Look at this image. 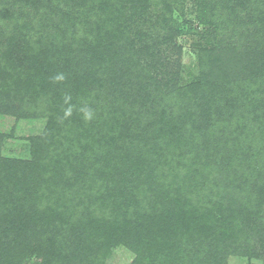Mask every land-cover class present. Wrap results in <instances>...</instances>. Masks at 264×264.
I'll list each match as a JSON object with an SVG mask.
<instances>
[{"label":"trees","instance_id":"16d2710c","mask_svg":"<svg viewBox=\"0 0 264 264\" xmlns=\"http://www.w3.org/2000/svg\"><path fill=\"white\" fill-rule=\"evenodd\" d=\"M226 2L239 24L253 13L260 33V7L251 0ZM177 5L69 0L70 20L82 29L81 37L67 39V30L54 34L58 43L45 59L34 55L18 71L21 79L38 82L37 94L46 93L42 112L50 118L48 129L67 120L61 123V145L38 147L33 141L38 160L45 162L39 169L0 160V264H21L29 254L37 264H76L79 258L88 264L96 248L105 258L116 241L128 238L135 249L144 237L141 255L156 251L170 264H206L230 244L231 251L249 257L264 252L261 206L253 200L264 187V136L263 149L255 153L259 169L243 164L254 133L246 115L251 98L220 67L186 86L159 82L141 64L149 48L135 46L141 38L130 37L137 10L154 17L149 22L155 47L175 46ZM14 65L0 54V72ZM57 153L64 154L59 161ZM236 185L250 188L246 204L234 197ZM115 219L123 225L117 230L108 224ZM92 240L97 242L91 250ZM149 255L140 264H153Z\"/></svg>","mask_w":264,"mask_h":264},{"label":"rangeland","instance_id":"374dc122","mask_svg":"<svg viewBox=\"0 0 264 264\" xmlns=\"http://www.w3.org/2000/svg\"><path fill=\"white\" fill-rule=\"evenodd\" d=\"M35 1L37 0H0V54L4 53V57L7 60H13L15 64L12 69L7 68L5 73L0 72L3 73L0 74V160L26 162L28 166L39 169L45 162L38 160L37 156L40 154L37 148L46 147L47 144H53L55 147L61 145L64 142L61 123H66L67 119L63 118V122L52 124V128L48 129L50 118L43 116L42 112L46 93L37 94L38 82L24 77L21 79L18 71L22 73L26 60L34 55L40 56V60L45 59V52H51L54 44L58 43L59 37H54V34L67 30V39H73L74 35L81 37L82 29L71 23L69 15L71 10L68 11L66 7L69 0H39L34 3ZM177 1L179 11L176 13L178 25H176V31L178 35L174 39L175 46L172 47L168 45L155 47L153 44L156 35L151 32L149 22L154 17L149 19L147 16H140L137 10L133 13L130 37L134 42L141 38L140 43L137 42L135 46L147 45L150 50L149 56L140 58L141 64L150 70L159 82L167 83L170 80L177 84V87L189 85L203 74L219 67L221 71L222 68L224 69L225 75L229 74L235 81H239L245 91L243 96L251 98V106L248 107L246 115L247 119H250V124L253 122L251 128L253 127L254 131L251 136V151L249 157L244 158L246 162L243 164H247L249 170L256 172V169H259L256 166L259 156L255 158V153L260 154V149H263L260 146L263 140L260 141V139L264 136V120H255L261 113L264 114V27L259 26L260 33H255L253 13L249 15L250 20L245 24L236 22V19H232V12L226 0L213 1V3L209 0ZM251 1L254 6L261 8V12H264V0ZM210 4L213 11L209 8ZM139 12H141L140 9ZM149 12L152 13V8ZM239 16L244 20L243 15L239 14ZM246 32L248 33L243 36ZM41 35L46 37L44 36L40 43ZM258 51L259 55L256 58L254 53ZM45 65L48 71V64ZM109 85L113 86L112 82ZM54 87L53 84L51 88ZM116 88L118 89L117 86ZM68 116H71V112ZM36 140L39 143L38 147L33 143ZM56 155H59L57 156L59 161L64 154ZM240 162H242L240 156L239 159L235 158L234 164L239 165ZM260 173L264 181V171ZM244 175L246 179L250 178ZM224 177L228 178L229 174H224ZM236 186L234 197L243 199L246 204L250 197L248 192L250 188ZM89 192L93 194L94 191L88 190ZM253 200L255 205L261 206L259 218L263 220L264 225V187ZM115 201L120 208L121 202ZM71 210L73 212V209H69ZM108 224L115 230L123 226L116 219L109 220ZM96 242L90 241L91 250L94 248L92 243ZM116 242L117 244L106 253L105 258L99 256L96 248L92 257L88 256L91 258L88 264H137V261L140 264L142 260L145 262L148 253L152 252L151 249L146 251L148 255H141L142 248L146 247V237L135 249L129 245L128 238L125 241ZM151 255L149 256L153 258V264H170L165 256L161 258L159 252L154 251ZM214 255L216 258H211L205 263L264 264V252L260 251L261 256L258 258L249 257L239 254V251H231V244L228 248L215 252ZM76 262V264H86L83 259L80 262V258ZM21 264H37V257L29 254Z\"/></svg>","mask_w":264,"mask_h":264}]
</instances>
